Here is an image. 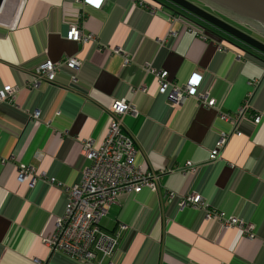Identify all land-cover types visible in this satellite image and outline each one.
Here are the masks:
<instances>
[{
	"label": "crops",
	"instance_id": "0c3cea01",
	"mask_svg": "<svg viewBox=\"0 0 264 264\" xmlns=\"http://www.w3.org/2000/svg\"><path fill=\"white\" fill-rule=\"evenodd\" d=\"M78 1L6 0L0 9V93L17 88L13 104L0 102V264H79L43 239L90 165L84 143L103 141L109 106L119 101L135 110L120 118L135 142L133 165L161 176L153 192L122 193L102 220L107 232L117 223L129 228L114 264H264L263 59L217 35L204 41L188 33L186 21H171L177 11L169 5L102 0L83 8ZM78 22L92 37L86 44L69 37ZM77 56L78 70L61 66L53 83L29 86L44 62ZM162 71L178 85L198 74V96L174 108L169 89L160 92L155 81ZM204 94L213 108L202 103ZM252 116L261 118L257 125ZM222 133L232 138L209 161ZM187 162L194 172H182ZM21 164L34 168L32 185L18 181ZM190 194L253 224V239L181 207Z\"/></svg>",
	"mask_w": 264,
	"mask_h": 264
},
{
	"label": "built area",
	"instance_id": "2783aa9c",
	"mask_svg": "<svg viewBox=\"0 0 264 264\" xmlns=\"http://www.w3.org/2000/svg\"><path fill=\"white\" fill-rule=\"evenodd\" d=\"M142 4L152 5L154 0H134ZM79 5L99 8L102 0H79ZM158 6H161L157 3ZM3 6V5H2ZM82 8V9H83ZM81 19V17L79 18ZM171 21H186L185 30L200 39L207 41L210 35L197 22L189 20L181 15H172ZM185 22V23H186ZM202 25V24H201ZM69 37L71 40L88 43L92 37L83 36L81 26L78 23L69 25ZM219 50H223L218 46ZM120 53L119 49L113 51ZM127 63L126 60H124ZM64 66L70 71H76L80 67L77 57L68 58L63 63H53L50 60L44 62L35 69L29 86L35 87L42 82L53 83L58 68ZM167 72L162 71L156 75L160 92H167V99L176 108L187 98L197 97V88L200 84V76L192 74L183 84H171L167 82ZM17 88L4 86L0 93V102L13 104V97ZM135 92V91H134ZM202 103L213 108L215 101L209 99L206 94L200 97ZM248 108L247 99L243 107L237 113V119L242 118L243 112ZM111 117L103 141L97 146L88 141L84 143L83 153L90 165L85 168L81 185L67 192V202L61 217L56 219L52 233L43 239L51 252H58L79 264H114L113 257L120 248L121 241L125 238L128 227L117 223L112 232H107L101 226L102 220L107 215L109 207L115 204L117 197L122 193L138 194L143 188L153 192L157 188L156 182L161 174L156 172L143 173L140 168L133 165L136 153L133 138L123 128L120 118L126 114L135 112L133 106L127 101L113 102L109 106ZM228 122L227 116L221 117ZM261 118L252 116L253 124H258ZM240 136L239 133L235 134ZM231 135L222 133L217 140L214 149L208 156L209 161H215L221 156ZM195 165L187 162L183 173L195 171ZM35 181L34 168L21 164L18 166V181L24 183L27 180ZM53 183V180L50 181ZM60 186V185H58ZM181 207H190L203 211L207 220L221 222L224 229L236 228L239 235L246 239H253V224L236 218H226L223 213L208 208L199 195L190 194L180 201Z\"/></svg>",
	"mask_w": 264,
	"mask_h": 264
},
{
	"label": "water",
	"instance_id": "95a60500",
	"mask_svg": "<svg viewBox=\"0 0 264 264\" xmlns=\"http://www.w3.org/2000/svg\"><path fill=\"white\" fill-rule=\"evenodd\" d=\"M5 1L6 0H0V9L2 5H4ZM165 1L170 3L177 12L183 11L191 15V17L198 21V24H207L209 27L219 31L220 33H223V36L219 37L228 44L234 45L241 51L251 49L264 58V42L233 25L236 24L242 27L248 26L255 32L257 31L258 35L263 36L264 0H199L201 2H207L215 8V10H213L211 6H206L208 11L188 0ZM154 2H158L160 4V2L157 0H154ZM161 5L164 4L161 3ZM218 11L221 12L219 13ZM213 12H216L220 15H225L228 21L226 22V20L224 21L223 19L215 16ZM201 24L200 26L203 27L207 32L217 35L214 31ZM248 31L253 33L251 30Z\"/></svg>",
	"mask_w": 264,
	"mask_h": 264
},
{
	"label": "flooded vegetation",
	"instance_id": "af4514ba",
	"mask_svg": "<svg viewBox=\"0 0 264 264\" xmlns=\"http://www.w3.org/2000/svg\"><path fill=\"white\" fill-rule=\"evenodd\" d=\"M188 1H190V2H192V3H194L195 5H197V6H199V7H201V8H203V9H205L206 11H208V8H206V6H208V5H206V3L205 2H201V1H199V0H188ZM209 7V6H208ZM219 13L221 12V11H218ZM215 16H217V17H219V18H221V19H224V21H225V19H227L226 17H225V15H220V14H218V13H213ZM227 22V21H226ZM203 26H205L206 28H209V29H211L212 31H214L216 34H217V36L219 37H221V36H223V33H220L219 31H217V30H215V29H213V28H211V27H209L207 24H202ZM244 27H246V30H251V31H253L254 33H256L254 30H252L251 28H249V27H247V26H244ZM210 33V32H209ZM212 34V33H211ZM214 35V34H213ZM219 37V38H220Z\"/></svg>",
	"mask_w": 264,
	"mask_h": 264
},
{
	"label": "trees",
	"instance_id": "16d2710c",
	"mask_svg": "<svg viewBox=\"0 0 264 264\" xmlns=\"http://www.w3.org/2000/svg\"><path fill=\"white\" fill-rule=\"evenodd\" d=\"M157 1H159L160 4L162 3V4L166 5V6L169 5V7L172 6L170 3L166 2L165 0H157ZM172 8H173V7H172ZM173 9L175 10V8H173ZM174 14H175V15L178 14V16L181 15V16H183V17L189 19V20H192V21H194V22H198L195 18L191 17V15H189V14L183 12V11L174 12ZM199 23H200V22H199ZM247 50H248V49H247ZM250 51H252V50L250 49ZM252 52H253V51H252ZM254 54H256L257 56L261 57V56H260L259 54H257L255 51H254ZM261 58H263V57H261ZM263 59H264V58H263ZM263 61H264V60H263Z\"/></svg>",
	"mask_w": 264,
	"mask_h": 264
},
{
	"label": "rangeland",
	"instance_id": "374dc122",
	"mask_svg": "<svg viewBox=\"0 0 264 264\" xmlns=\"http://www.w3.org/2000/svg\"><path fill=\"white\" fill-rule=\"evenodd\" d=\"M205 3H206V5L211 6V5L208 4L207 2H205ZM211 8H212L213 10H215V8H214L213 6H211ZM213 13H215V12H213ZM223 20H224V19H223ZM225 20L228 21V19H225ZM233 25H234L235 27H237L238 29H240V30L246 32L247 34H249V35H251V36L257 38L258 40H260V41H262V42H264V35H263V36L258 35V32H257V31H256L257 34H255L254 32H253V33H254V34H253L252 32L246 30V28H244V27H242V26H240V25H236V24H233ZM247 27H248V26H247Z\"/></svg>",
	"mask_w": 264,
	"mask_h": 264
}]
</instances>
